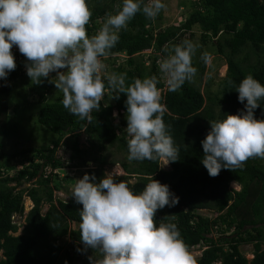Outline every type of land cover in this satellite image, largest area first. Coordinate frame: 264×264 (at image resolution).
<instances>
[{
  "label": "trees",
  "instance_id": "obj_1",
  "mask_svg": "<svg viewBox=\"0 0 264 264\" xmlns=\"http://www.w3.org/2000/svg\"><path fill=\"white\" fill-rule=\"evenodd\" d=\"M87 3L93 13L87 25L91 36L102 27L106 13L115 14L119 10L122 0H87ZM189 4L184 5L187 12L180 21L163 28L156 29L155 25V20L163 17L161 12L154 20L137 13L127 28L119 32V42L110 55L102 58L110 65L111 73H127V84L133 78L157 76L161 102L168 109L163 119L171 126L170 135L179 147V160L168 163L170 170L160 168L159 159L142 162L128 159L126 94L106 91L100 110L92 113V121L80 120L63 107V93L55 87L56 76L33 84L26 74V58L18 48L12 50L16 69L6 80H0V264H91L90 258L94 262L102 259L98 249L85 248L81 241L82 205L73 197L65 201L54 196L61 189L60 183L68 179L54 172L62 166L57 157L61 147L71 152L69 160L75 166L72 168H83L87 161L94 160L98 167L83 172L95 176V181L90 182L99 183L104 178V161L109 149H115L124 157L115 162L124 172L115 175L117 182L124 181L137 194L151 179L168 185L179 197V203L157 211L155 220L157 224L162 219L176 223L189 251L204 249L195 258L197 264H264V159H249L242 169H222L215 178L209 177L201 162V142L210 131V124L244 111L246 101H238L236 88L228 82L238 85L251 73L264 85V0H193ZM195 26L199 27L198 45H209L207 49L222 57L226 72L217 90H210V78L201 88L208 54L202 59L205 52L197 50L192 60L198 69L196 76L179 91L170 92L159 64L174 45L184 40L193 42ZM121 56L123 59L118 62ZM104 74L101 75L107 85L108 74ZM18 80L26 86L24 93L18 95L19 102L11 84ZM115 95L119 99H113ZM28 96L35 97L36 102L28 103ZM12 106L10 115L6 110ZM33 109L34 124L55 137L42 140L36 147L7 151L4 140L19 133L16 123L10 122L12 116L20 112L31 118L34 112L30 115L29 111ZM254 118L264 120V100L254 110ZM81 133L86 136L87 146L79 144ZM17 158L21 165L14 171L10 161ZM26 183L27 188L17 190ZM232 183L239 185V190L231 188ZM25 198L32 207L24 215L21 234L15 235L18 225L13 217L23 216ZM206 212L214 217L206 216ZM64 238L69 241L57 243ZM246 245H252L250 260L239 249Z\"/></svg>",
  "mask_w": 264,
  "mask_h": 264
},
{
  "label": "clouds",
  "instance_id": "obj_2",
  "mask_svg": "<svg viewBox=\"0 0 264 264\" xmlns=\"http://www.w3.org/2000/svg\"><path fill=\"white\" fill-rule=\"evenodd\" d=\"M164 9L162 0H122L119 10L106 13L102 27L89 36L87 25L93 13L87 0H0V80L16 69L15 46L28 62L26 74L33 84L56 73L55 87L63 93V107L80 120L92 121L106 91L124 93L128 159L162 158L167 164L174 163L179 160V147L163 119L168 109L161 102L157 76L133 78L127 84V73H110L106 85L101 75L106 68L102 58L110 55L129 21L137 13L154 20ZM198 47L184 40L161 60L159 69L167 77L165 86L170 92L179 91L196 76L198 69L192 60ZM228 83L236 88L238 101L246 104L238 115L213 121L201 142V162L212 178L222 169H242L249 159H264V120L254 118V110L264 100V85L251 73L238 85ZM95 179L83 175L76 180L72 194L82 205L81 241L85 248L102 253L98 261L90 258L91 264H197L177 224L164 219L157 224L155 220L157 211L179 203L168 185L151 179L137 194L124 181L117 182L113 172L99 183L90 182Z\"/></svg>",
  "mask_w": 264,
  "mask_h": 264
},
{
  "label": "rangeland",
  "instance_id": "obj_3",
  "mask_svg": "<svg viewBox=\"0 0 264 264\" xmlns=\"http://www.w3.org/2000/svg\"><path fill=\"white\" fill-rule=\"evenodd\" d=\"M193 0H162L163 3L166 4V9L161 11V16L163 15L161 20H155V25H156V29L157 28H163L166 27L169 24L172 23H177L178 21H180L181 15H186L187 9L186 7H184V5L188 6L190 5L189 2L191 3ZM190 7V6H189ZM194 37H193V42L195 44H198V39H199V31L197 29H199L198 26H195L194 28ZM188 37V36H187ZM16 47L14 46L12 48L15 49ZM209 48V45H207L206 47H198V51H203L205 53L208 54L207 57V61H206V67L207 70L205 72V79H202V86L201 88H203V84L204 81L207 78H210V90L215 91L218 88V83L222 81L223 76L226 72V65H225V61L222 57L216 56L214 54V52L211 49H207ZM120 60H118V62H121V60L123 59V57H118ZM107 64V65H106ZM106 68L103 70V72L101 74H110L111 73V69H110V65L106 62L105 63ZM108 67V68H107ZM104 74V75H105ZM50 77H55L56 73H51L49 75ZM163 79H167L166 76H163ZM11 84L13 85V90L16 92L17 98L15 100H17V102H19L21 100V97H19V94L24 93L23 88H25V84L20 80L15 81V82H11ZM18 93V94H17ZM28 103H35L36 102V98L35 97H31L28 96L26 98ZM13 106L11 108H9L8 110H6V113H10V115H12L13 113ZM34 112V116L31 118H28L27 113L22 114V113H16L15 112V116H12L11 118V123L12 125L14 123H16V126L18 127V134L13 135V137H10L8 139H5L4 142L6 144V148L7 151H12V150H22V149H28L31 147H36L39 144H41L42 140H51L53 139L55 136L50 133L49 131L39 127L37 124L35 125V119H36V113H35V109L30 110L29 113L30 115ZM19 118H22V123H19ZM79 144L82 146H87L86 144V136L81 133L80 137H79ZM70 151L64 150L62 147L58 149L57 151V157H59L62 160V166L57 169L55 171V173H58V175L60 177H68V179H66L64 182L60 183L61 185V189H59L58 191L54 192V196L67 201L70 197H72L73 194V188L74 185L76 183L77 179H80L83 177L84 173L87 169H95L96 167H98L95 163L94 160L91 162L90 160L86 162L85 167L80 168V169H75L72 167H75L73 165V163H70ZM99 154L95 153V156L99 158L98 156ZM124 157L119 155L118 153L115 152V149H109L108 152V156L104 161V165H103V171L104 173H114V175H124V172L121 171V167H119L118 165L115 164L116 161H120L123 160ZM14 166L15 169L14 171L17 170V168H20V163L21 160L20 158H17L16 160H12L10 161ZM23 162V160H22ZM69 163V164H68ZM114 163V164H112ZM159 166L160 168L164 169V170H168L169 169V164H167V161L165 159L160 158L159 159ZM85 170V171H84ZM130 182H134V179L130 180ZM29 184H24L20 187L17 188V190H21L24 188H27ZM231 188H234L235 190H239V185H237L236 183H232ZM32 207V203L28 198L24 199V213L23 216L19 217V216H14L13 220L14 222L18 225V231L15 235H20L24 226V215L25 213L28 212V210ZM47 210V206H44L43 208V212H45ZM206 216H209L212 218L214 217L213 215H210V213L206 212L204 213ZM72 227H75L74 225H72ZM69 240L64 238V239H60L58 240L57 243H59L60 245L65 244V242H68ZM241 253L244 255V257L247 260H250L252 258V245H246V246H241L240 248ZM203 248L201 249H193L190 251V253L193 255L194 258H198L201 253L203 252ZM80 264V263H78ZM214 264H220L219 262H216Z\"/></svg>",
  "mask_w": 264,
  "mask_h": 264
}]
</instances>
